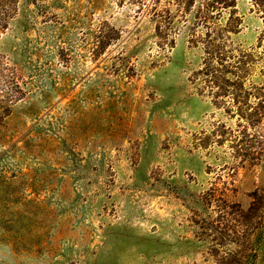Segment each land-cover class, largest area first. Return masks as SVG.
I'll return each instance as SVG.
<instances>
[{"label":"rangeland","instance_id":"374dc122","mask_svg":"<svg viewBox=\"0 0 264 264\" xmlns=\"http://www.w3.org/2000/svg\"><path fill=\"white\" fill-rule=\"evenodd\" d=\"M0 264H264V0H0Z\"/></svg>","mask_w":264,"mask_h":264}]
</instances>
